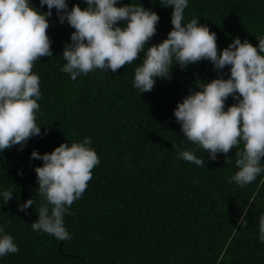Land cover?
I'll return each mask as SVG.
<instances>
[{
    "label": "trees",
    "instance_id": "obj_1",
    "mask_svg": "<svg viewBox=\"0 0 264 264\" xmlns=\"http://www.w3.org/2000/svg\"><path fill=\"white\" fill-rule=\"evenodd\" d=\"M66 2L69 9L76 4L87 8L86 0ZM29 3L49 11L40 0ZM131 4L160 17L144 52L116 72L94 69L76 80L62 71L64 46L75 29L67 21L61 24L60 14L51 10L47 34L53 55L41 57L32 68L40 78L36 123L41 134L22 149L15 145L0 152V236L10 234L19 248L0 256V264H264L259 239L264 171L243 187L229 183L239 170L235 161L243 142L211 160L184 137L174 116L178 103L200 90L196 85L230 78L231 66L218 70L204 59L182 69L174 59L172 78L157 77L154 88L141 93L134 87L135 69L151 45L167 39L173 7L161 0H118L117 6ZM192 19L216 33L218 53L237 37L258 47V37H264V0H188L184 23ZM235 103L230 95L225 111ZM86 137L100 163L82 197L64 214L71 238L61 241L34 231L31 225L46 201L38 194L35 172L43 161L31 158L32 152L51 153ZM184 150L205 165L180 158ZM9 190L13 197L5 203L3 193ZM29 199L33 206L21 211Z\"/></svg>",
    "mask_w": 264,
    "mask_h": 264
},
{
    "label": "clouds",
    "instance_id": "obj_2",
    "mask_svg": "<svg viewBox=\"0 0 264 264\" xmlns=\"http://www.w3.org/2000/svg\"><path fill=\"white\" fill-rule=\"evenodd\" d=\"M86 3L85 9L79 4L69 9L66 0H40L41 7L47 5L49 9L43 13L29 0H0V152L15 145L22 149L32 136L41 134L36 123L42 95L40 78L32 68L41 57L53 55L47 34L53 8L60 14L61 24L67 21L75 29L63 51L67 63L62 71L72 80L94 69L116 72L131 64L157 31L159 15L142 5L118 7V0ZM161 4L173 7V29L167 39L148 48L135 69L134 87L141 93L150 92L157 77L170 80L174 59L182 69L204 59L218 70L230 65V78L196 85L200 90L191 91L178 103L174 116L184 137L202 147L211 160L243 142L235 161L239 170L229 181L243 187L264 171L260 166L264 158V37H258V47L237 37L218 53L215 32L197 19L184 23L188 0H161ZM120 22L126 26H119ZM230 95L237 103L225 111ZM90 143L91 137H86L71 146L62 143L51 153L32 152L31 158L43 161L35 172L38 194L46 201L38 210V221L31 225L34 231L61 241L71 238L64 226V214L82 197L92 170L100 163ZM178 155L197 166L205 165L204 159L191 151H179ZM226 159L228 163L230 158ZM12 197L11 190L3 193L5 203ZM32 206L33 200L29 199L20 210ZM3 231L0 228V233ZM259 239L264 242V214L259 217ZM18 252L10 234L0 236V256Z\"/></svg>",
    "mask_w": 264,
    "mask_h": 264
}]
</instances>
